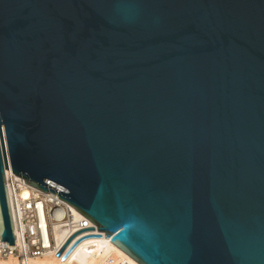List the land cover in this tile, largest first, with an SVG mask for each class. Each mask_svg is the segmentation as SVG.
Returning a JSON list of instances; mask_svg holds the SVG:
<instances>
[{
  "label": "water",
  "instance_id": "water-1",
  "mask_svg": "<svg viewBox=\"0 0 264 264\" xmlns=\"http://www.w3.org/2000/svg\"><path fill=\"white\" fill-rule=\"evenodd\" d=\"M8 169L138 264H264V0H0L13 246Z\"/></svg>",
  "mask_w": 264,
  "mask_h": 264
},
{
  "label": "built area",
  "instance_id": "built-area-1",
  "mask_svg": "<svg viewBox=\"0 0 264 264\" xmlns=\"http://www.w3.org/2000/svg\"><path fill=\"white\" fill-rule=\"evenodd\" d=\"M4 175L15 241L13 246L0 242V258H12L15 264H33L35 259L50 252L58 264H67L73 244L84 235L98 233L91 222L59 200V196L28 186L22 178L13 175L10 169L5 170ZM75 214L78 215L77 219H74ZM55 227L63 231L64 240L60 243L55 242ZM78 233L58 256L65 243ZM98 234L104 237L103 233ZM103 264L132 263L126 258L110 255Z\"/></svg>",
  "mask_w": 264,
  "mask_h": 264
},
{
  "label": "bare ground",
  "instance_id": "bare-ground-1",
  "mask_svg": "<svg viewBox=\"0 0 264 264\" xmlns=\"http://www.w3.org/2000/svg\"><path fill=\"white\" fill-rule=\"evenodd\" d=\"M78 215H74L77 219ZM54 238L56 243L64 240L63 231L58 227L54 229ZM116 255L128 259L132 264H138L128 255L105 239L98 233L87 234L79 238L71 248V254L67 264H103L104 260L110 256ZM0 264H15L12 258H0ZM33 264H58L52 253H47L41 258L35 259Z\"/></svg>",
  "mask_w": 264,
  "mask_h": 264
},
{
  "label": "snow or ice",
  "instance_id": "snow-or-ice-1",
  "mask_svg": "<svg viewBox=\"0 0 264 264\" xmlns=\"http://www.w3.org/2000/svg\"><path fill=\"white\" fill-rule=\"evenodd\" d=\"M45 246L47 247V237H45Z\"/></svg>",
  "mask_w": 264,
  "mask_h": 264
}]
</instances>
